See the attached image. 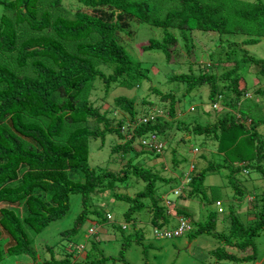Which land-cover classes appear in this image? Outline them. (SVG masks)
<instances>
[{"label": "trees", "instance_id": "16d2710c", "mask_svg": "<svg viewBox=\"0 0 264 264\" xmlns=\"http://www.w3.org/2000/svg\"><path fill=\"white\" fill-rule=\"evenodd\" d=\"M60 1L52 0L50 10L38 12L40 0H0L8 12L0 16V262L7 255L27 254L33 258L31 264H42L36 260L31 236L63 217L74 193H79L83 207L78 222L92 214L102 217V221L108 220L109 213L102 215L93 205V193L99 188L113 191L121 185L123 190L112 195L129 204L125 212L127 222L133 221V212L145 209L153 228L171 226L169 215L173 212L161 204L162 194L157 195L155 188L158 182L177 184L179 178L174 174L162 176L153 166L140 164L136 159L144 154L159 155L141 144L142 135L154 133L170 140L173 132L169 130L174 124L185 129L187 136L202 135V145L207 139L215 141L223 157L221 166L229 170V183L237 189H234L236 194L240 195L238 183L232 179L233 175L242 173V169L258 172L264 180V138L257 129L264 115H259L258 102L251 100L257 95L264 102V58L254 57L244 49L239 59L233 51L264 36V1L170 0L177 6L160 15L153 12L152 0H75L81 5L72 17L52 12ZM52 13L56 14L53 20ZM141 23L163 29L162 39L150 38L139 44L143 51H159L165 64L173 54L174 47L169 46L177 37L172 34L174 29L183 39L193 30L211 31L220 36H248L241 44H232V52L219 53L217 58H212L207 66L195 70L190 65L187 71L171 69L166 73L169 82L184 84L182 93L206 87L211 104L219 103L226 108L216 120L189 123L174 119L178 111L173 95L153 85L150 90L167 103L166 112L172 119L139 122L153 113L155 107L150 100H143L149 109L137 116L140 108L135 107L134 97L116 96L111 108L103 110L104 104L95 103L89 94L83 97L85 91L95 89L97 83L107 92L120 87L138 89L142 83L149 82L151 69L133 58L120 38L122 33L131 36L134 33L131 26ZM24 24L36 33H47L29 35L18 41L17 29ZM91 34H97L98 38L85 42ZM62 41L75 42L73 50H68ZM92 58L103 62L105 69L110 68L109 72L96 67ZM248 63L256 66L259 79L253 96L248 95L243 75ZM220 66L232 67L218 72ZM107 135L116 139L111 154L125 161L126 167L118 172L89 163V141H104ZM137 136L146 150L133 144ZM173 162L179 164L175 159ZM219 166L220 163L209 162L206 167L193 170L186 197L199 195L205 174ZM130 176L145 182L144 188L134 195L127 193ZM177 198L183 199L181 195ZM87 206H92L91 210ZM176 211L177 215L191 219L193 229L187 233L189 239L202 234L215 238L217 245L209 255L216 263L228 260L250 264L257 259L256 238L264 232V189L248 208L247 215L252 218L244 222L231 207L223 229H218L213 213L200 222L180 206ZM120 227L123 231L127 228ZM75 232L76 228L62 234L69 240ZM139 233L136 228L126 240ZM79 249H72V257L70 254L63 259L52 257L43 263L98 264L88 259L89 254L84 249ZM82 254L85 260L79 261Z\"/></svg>", "mask_w": 264, "mask_h": 264}, {"label": "rangeland", "instance_id": "374dc122", "mask_svg": "<svg viewBox=\"0 0 264 264\" xmlns=\"http://www.w3.org/2000/svg\"><path fill=\"white\" fill-rule=\"evenodd\" d=\"M52 0H40L39 7L40 12L42 9H49V3ZM252 1V0H245ZM264 1V0H261ZM81 5L75 0H61L57 9L53 10L54 13H59L62 16L72 17L76 8ZM177 6V3L170 0H152L151 7L154 13L165 15L167 11ZM6 13L3 5L0 3V16ZM51 14L53 20L56 14ZM131 30L134 32L130 35H120L126 50L131 56L145 66H148L151 70L149 72V82H144L138 89H126L116 88L109 91H104L102 85L96 84L95 89L88 88L83 97L89 94V98L97 104H104L103 109H110L113 104V99L119 95H125L128 97H134L136 99L135 107L140 108V112L137 116L143 114L149 107L144 106V99L153 102L155 109L167 111V107L163 101L159 100V95L150 90V85L159 88L162 92L169 91L175 99L176 110L178 111L174 119H182L187 122L200 121V123L212 122L222 115L225 111L219 103L216 108H212V104L208 99V90L206 87H201L199 90H193L190 93H182L184 84L178 82H169L167 80V72L171 69L176 72L187 71L191 65L193 69L198 67L207 66L212 61V58H217L218 54L224 55L226 52H232L234 47L232 44H241L248 36L245 35H218L215 32H203L199 30H193L186 38L178 36V30L172 31L176 35V40L170 43L169 48H173L170 62L165 64L164 57L157 50H141L142 43L150 38L162 39L164 31L162 28L151 26L148 24H135L131 26ZM18 41H21L29 35L45 34L43 32L31 31L25 24L17 29ZM98 38L97 34H91L85 42H92ZM63 45L68 50H73L75 42L62 41ZM231 44V45H229ZM243 48L237 47L233 52L237 58L243 57L244 49L248 51L254 57L264 58V36L259 37L255 42L249 43ZM13 57V55H12ZM93 64L101 69H105L106 65L100 60L93 59ZM229 66L225 69H230ZM222 66L218 67V72H223ZM110 70V68H109ZM105 69L106 72H109ZM18 72L21 70L17 69ZM22 72H26L23 71ZM21 72V73H22ZM245 76V83L248 95L253 96V91L258 87L256 85L259 82L256 76V66L248 63L246 69L243 72ZM251 93V94H250ZM262 97L254 95L251 100L258 102L257 110L260 116L264 115V102H261ZM263 99V98H262ZM260 102V103H259ZM122 115V113L118 112ZM119 117V116H118ZM159 118L165 117L166 119H172L167 114H159ZM94 125V124H92ZM174 124L169 132L173 135L170 140H164V150L159 153L158 156L141 155L137 162L140 164L147 163L148 166H153L154 169L162 176L168 177V174L175 175L180 178L184 172H186L191 164L195 165L194 170L202 169L207 166L209 162L220 163L217 170L208 171L205 174V179L202 185L203 191L191 198H183L186 205H182L184 211L189 212L190 216L200 222L207 220L209 213L215 214L217 218L218 229H223L227 225L229 220V209L232 207L241 219L245 222L247 219L252 218V215L248 216V208L253 206L256 202L258 194L264 189V180L261 175L255 171H248V173H237L233 175V179L238 183V191L236 194L235 188L229 183V170L223 168L222 154L218 152L216 143L214 140L209 139L202 145V135H190L187 136V131L182 128L175 127ZM259 134L264 138V121L257 125ZM115 138V137H113ZM110 136H106L104 141L91 140L89 141V163L100 169L112 170L118 172L122 170L125 165V161H121L117 154H111L110 150L114 143V140ZM184 138V139H182ZM139 137L137 136L133 141V144L142 150L146 148L142 147L139 143ZM197 146L198 152L193 155L192 150ZM203 155V156H202ZM178 161L179 164H174L173 160ZM193 161L194 163H191ZM179 182V180H178ZM177 184H162L158 182L156 184L155 193L157 195H168L171 199H174L170 189ZM119 188H114L113 191L108 189H97L93 196V205L99 209L102 215L107 212L111 215V219L102 221V217L92 214L84 221L78 222V216L81 212V198L79 193H74L70 196V207L68 212L61 218L55 219L47 227L43 228L37 234H32V245L37 252V261L42 264L45 260L65 258V256L72 257V251L76 247H83L86 254H89V260L98 261V264H244L233 263L228 260H224L216 263L215 259L211 257L209 252L217 245V241L210 235H199L196 238L189 239L187 234L172 238L164 239L158 238L153 233V226L150 223V215L148 211L141 210L131 214L133 221L131 223L125 220V212L127 211L129 204L125 201L117 200L112 195L113 192L122 191L121 185ZM145 182L137 181L132 176L128 179L127 193L134 195L136 191L143 189ZM235 189V190H234ZM188 191V189H187ZM168 192V193H167ZM181 200L178 198L174 200L175 204H172L170 209L174 216H177L176 207L180 206ZM221 202L222 212H218V207L215 205L217 201ZM255 201V202H254ZM161 204L162 199H161ZM92 206H87L88 210H91ZM188 210V211H187ZM186 217L187 216H183ZM104 218V217H103ZM189 218V217H188ZM136 228L140 231L135 236H130L126 240L128 235L136 232ZM94 224V225H93ZM126 224L127 228L123 231L121 225ZM176 220L170 217V225H175ZM95 226L96 233H90L89 229ZM76 228L75 234H73L68 240L67 236H63L64 231H68ZM123 232V234L121 233ZM256 243L258 246V257L250 264H264V232L257 236ZM49 250L46 251L45 249ZM73 249V250H72ZM85 255L78 257L80 260H85ZM30 264L33 262V258L27 254L20 255H7L0 262V264ZM215 262V263H214Z\"/></svg>", "mask_w": 264, "mask_h": 264}, {"label": "built area", "instance_id": "2783aa9c", "mask_svg": "<svg viewBox=\"0 0 264 264\" xmlns=\"http://www.w3.org/2000/svg\"><path fill=\"white\" fill-rule=\"evenodd\" d=\"M160 112H153L149 113L147 116H144L139 120L141 123H146L148 120H155L156 117H158ZM141 144L142 145H147L148 147L154 149L156 152H161L162 150V143L158 140L157 134L154 133H148L145 137H142L141 139ZM189 177L185 176L184 180L180 182V185L173 190V195L177 196L181 193L182 188L185 186V184L189 181ZM163 203L167 207L168 211H170V207L172 205L169 196L163 195ZM221 203L219 201L216 202V205H220ZM219 210H221L219 208ZM170 213V212H169ZM177 224L174 228H159V227H154L153 228V233L161 238H173V237H178L181 236L188 231L191 230V223L188 218H185L183 216H178L176 218Z\"/></svg>", "mask_w": 264, "mask_h": 264}, {"label": "clouds", "instance_id": "9594fccd", "mask_svg": "<svg viewBox=\"0 0 264 264\" xmlns=\"http://www.w3.org/2000/svg\"><path fill=\"white\" fill-rule=\"evenodd\" d=\"M217 107V104L216 103H213L212 104V108H216ZM224 109H226V108H224ZM160 112V114H164V116H165V114H167V112L166 113H164V111L163 110H160V109H154V111L153 112ZM157 118H159V117H156V119ZM163 118H165V117H163ZM155 119V120H156ZM154 121V120H153ZM148 133H146L145 135H142L141 136V139H142V137H145L146 135H147ZM192 135V134H191ZM158 136V135H157ZM204 138V137H203ZM205 139H206V137H205ZM158 140L162 143V145H163V147H162V150H161V152L164 150V142L162 141V138L160 137H158ZM207 140H209V139H207ZM156 152V151H155ZM161 152H158V153H161ZM198 152V148H197V146L195 147V148H193V150H192V153H193V155L194 154H196ZM191 163H194V162H191ZM194 170V165L193 164H191L190 166H189V168H188V170L186 171V172H184V174H183V177L181 178H179L178 180H179V182H178V185H176V186H174V187H172L171 189H170V191L169 192H172V194H173V190L175 189V188H177L179 185H180V182L182 181V180H184V178H185V176H187V177H189L190 179H189V181L185 184V186L182 188V190H181V193L179 194V195H181L183 198H186V190L187 189H189V186H188V184L190 183V181H191V176H190V174H191V172ZM242 173H248V171H246L245 169H242ZM168 193V192H167ZM167 196H169V194L167 195ZM174 196V195H173ZM178 197V195L177 196H174V199L175 198H177ZM162 198H163V195H162ZM170 198V197H169ZM171 199V198H170ZM219 201V200H218ZM162 202H163V200H162ZM220 202V201H219ZM172 204H175L174 202H171ZM221 203V202H220ZM164 204V203H163ZM165 205V204H164ZM215 205H216V202H215ZM217 207L218 206H221V204L220 205H216ZM166 207V206H165ZM167 208V207H166ZM219 208L221 209V210H219ZM170 211H171V209H170ZM223 211V209L221 208V207H218V212L220 213V212H222ZM171 213V212H170ZM170 217H173L175 220H176V218L179 216V215H177V216H174L173 214L172 215H169ZM107 218L110 220L111 219V215L110 214H108L107 215ZM186 218V217H185ZM188 218V217H187ZM189 220H190V223H191V230L193 229V226H192V222H191V219L190 218H188ZM198 221V220H197ZM176 224H177V220H176ZM176 224L175 225H171V226H169L168 228H174L175 226H176ZM94 225V224H93ZM122 226L123 227H127V225L126 224H122ZM190 230V231H191ZM89 231H90V233H96L97 232V230H95V226H93L92 228H90L89 229ZM190 231H188L187 233H189ZM187 233H185V234H187ZM184 235V234H183ZM83 249V247L81 246L80 247V251ZM31 264V263H30Z\"/></svg>", "mask_w": 264, "mask_h": 264}, {"label": "crops", "instance_id": "0c3cea01", "mask_svg": "<svg viewBox=\"0 0 264 264\" xmlns=\"http://www.w3.org/2000/svg\"><path fill=\"white\" fill-rule=\"evenodd\" d=\"M181 203H182V204L180 205V208H181V209H184V208H183V207H181V206H182V205H186V204L184 203V201H183V200H181ZM187 211H188V210H187ZM37 259H40V257H38ZM38 262H40V261H38Z\"/></svg>", "mask_w": 264, "mask_h": 264}]
</instances>
